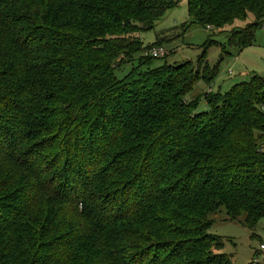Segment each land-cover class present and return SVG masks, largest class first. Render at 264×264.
Here are the masks:
<instances>
[{"label": "trees", "instance_id": "16d2710c", "mask_svg": "<svg viewBox=\"0 0 264 264\" xmlns=\"http://www.w3.org/2000/svg\"><path fill=\"white\" fill-rule=\"evenodd\" d=\"M186 1L183 32L254 20L154 67L139 34L177 0H0V264H232L213 216L264 220V79L187 99L264 0Z\"/></svg>", "mask_w": 264, "mask_h": 264}, {"label": "rangeland", "instance_id": "374dc122", "mask_svg": "<svg viewBox=\"0 0 264 264\" xmlns=\"http://www.w3.org/2000/svg\"><path fill=\"white\" fill-rule=\"evenodd\" d=\"M177 1V5L162 16L153 30L139 34L144 46L154 44L157 38L162 39L160 45L166 54L154 60V67L165 63L175 65L184 61L195 62L207 38L214 40L217 44H224L232 29L243 28L254 20L252 14L248 15L245 21L235 20L220 32L210 31L192 23L189 24L186 32H183L180 26L189 22L187 1ZM229 51L231 56L222 57L218 46L208 48L207 61L210 67L219 63L216 79L208 87L198 82L187 96L188 100L196 98L199 94H205L207 91L222 96L237 83L248 82L252 75L264 79V24L262 29L256 32L252 47L241 52ZM129 69L130 66L123 67L116 71V76L122 78ZM197 108L199 112H207L209 109L203 98L199 99ZM224 217L222 212L214 215L213 223L208 229L209 233L221 238L224 245L222 253L228 256L232 264H264V249H260V246L264 245V220L258 222L255 231H251L237 222L225 220Z\"/></svg>", "mask_w": 264, "mask_h": 264}, {"label": "built area", "instance_id": "2783aa9c", "mask_svg": "<svg viewBox=\"0 0 264 264\" xmlns=\"http://www.w3.org/2000/svg\"><path fill=\"white\" fill-rule=\"evenodd\" d=\"M166 52L164 50L163 47L159 46V47H151V49H149L147 51V55L153 59H160V57L165 56ZM262 152H264V148L262 149ZM260 249H264V245L260 246ZM255 262H257V260H255Z\"/></svg>", "mask_w": 264, "mask_h": 264}, {"label": "crops", "instance_id": "0c3cea01", "mask_svg": "<svg viewBox=\"0 0 264 264\" xmlns=\"http://www.w3.org/2000/svg\"><path fill=\"white\" fill-rule=\"evenodd\" d=\"M255 41V40H254ZM252 46H253V44H252ZM241 52V51H240ZM209 90V89H208ZM203 93V92H202ZM200 95V94H199Z\"/></svg>", "mask_w": 264, "mask_h": 264}]
</instances>
